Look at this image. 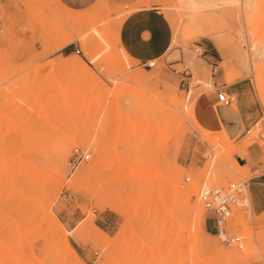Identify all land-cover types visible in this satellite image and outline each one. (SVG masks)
I'll use <instances>...</instances> for the list:
<instances>
[{
	"label": "rangeland",
	"instance_id": "rangeland-1",
	"mask_svg": "<svg viewBox=\"0 0 264 264\" xmlns=\"http://www.w3.org/2000/svg\"><path fill=\"white\" fill-rule=\"evenodd\" d=\"M151 1L173 38L149 68L118 49L129 10L107 1L75 12L59 0H0V264H264L262 217L250 206L234 209L211 233L197 198L202 185L249 176L235 160L247 143L206 128L197 104L216 95V81L247 78L249 97L264 109V0H198L196 12L184 0ZM229 97L232 108L243 101ZM76 148L89 159L73 165ZM28 158L43 161L42 171L22 167ZM134 162L140 172H131ZM178 190L190 193L188 202ZM224 231L241 245L226 244Z\"/></svg>",
	"mask_w": 264,
	"mask_h": 264
},
{
	"label": "crops",
	"instance_id": "crops-1",
	"mask_svg": "<svg viewBox=\"0 0 264 264\" xmlns=\"http://www.w3.org/2000/svg\"><path fill=\"white\" fill-rule=\"evenodd\" d=\"M59 1L75 12L87 10L99 1H107L113 7L129 10L118 30V49L130 64L144 66L148 62H156L171 48L172 26L160 3L151 0ZM221 86L228 96L238 94L243 101L235 108L232 105L223 107L218 104L214 94L208 100L202 98L198 101L197 113L200 122L209 130L223 131L230 140L247 143L242 150L243 154H237L235 160L240 168L249 169L248 177L252 178L247 186L249 206L255 216L264 220V146L259 144L264 142V134L255 132L258 128L264 130V109L249 97L253 91L247 78L238 79L230 86L224 82L214 83L216 89ZM205 228L214 233V225L210 221L206 222Z\"/></svg>",
	"mask_w": 264,
	"mask_h": 264
},
{
	"label": "built area",
	"instance_id": "built-area-1",
	"mask_svg": "<svg viewBox=\"0 0 264 264\" xmlns=\"http://www.w3.org/2000/svg\"><path fill=\"white\" fill-rule=\"evenodd\" d=\"M76 54L80 50L75 51ZM145 67H153L154 63L148 62ZM217 102L223 107H230L232 100L222 88L216 89ZM89 159V155L85 154L81 149L76 148L71 155V164L76 165ZM252 178L239 179L237 181H229L225 186L212 187L202 185L198 191V201L209 214V221L214 225V230L218 234L223 230L227 220L230 218L234 209H244L249 206V197L247 186ZM188 180V179H186ZM223 240L226 244L241 245L240 237L228 236L225 231Z\"/></svg>",
	"mask_w": 264,
	"mask_h": 264
},
{
	"label": "bare ground",
	"instance_id": "bare-ground-1",
	"mask_svg": "<svg viewBox=\"0 0 264 264\" xmlns=\"http://www.w3.org/2000/svg\"><path fill=\"white\" fill-rule=\"evenodd\" d=\"M212 1V0H211ZM215 1H218V2H221L222 4H226V5H236V4H238L239 3V1H241V0H215ZM202 2H203V0H202ZM217 2V3H218ZM184 7L187 9V10H190V11H192V12H196L198 9H200L201 8V6H202V4L201 3H199L198 2V0H184ZM212 3V2H211ZM216 5V4H215ZM67 10V9H66ZM175 10H176V8H175ZM69 11V10H68ZM209 35V34H208ZM211 37V36H210ZM82 38H85L84 36H82ZM210 39V38H209ZM70 42V40H66V41H64L63 42V44H61V46L63 47L64 45H66V44H68ZM60 46V47H61ZM73 58V57H72ZM66 61V60H65ZM72 62H75V63H77L74 59L73 60H71ZM188 63V62H187ZM246 63H247V61H246ZM56 65H59V66H65L66 64L65 63H55ZM79 65H82L81 63H78ZM225 66V65H224ZM191 68V67H190ZM137 80H141L139 77H137L136 78ZM207 85V84H206ZM159 96V95H158ZM159 98H161V97H159ZM152 100V99H151ZM160 100V99H159ZM163 100V99H162ZM187 100V99H186ZM152 102V101H151ZM154 102H156V101H154ZM162 102V101H161ZM160 102V103H161ZM155 105V104H154ZM162 106V105H161ZM163 108H165L164 107V105L162 106ZM155 108H157V107H155ZM162 108V109H163ZM185 109L188 111V113H189V116L193 119V117H192V110H193V106H191V105H189V104H187V105H185ZM164 110V109H163ZM167 110V109H166ZM112 111V110H111ZM107 113V112H106ZM164 114L166 113V111H164L163 112ZM163 113H161V114H163ZM163 114V115H164ZM166 116H168V117H170V118H172L171 116H169V114L167 115L166 114ZM165 116V117H166ZM165 117H163L164 119H166L167 120V118H165ZM110 118V117H109ZM115 118H116V116H115ZM173 119V118H172ZM172 119H170V120H172ZM121 120H119V122H120ZM115 122H116V120H115ZM109 123V122H108ZM121 123V122H120ZM106 125V127H107V124H105ZM104 125V126H105ZM102 126V125H101ZM114 126V125H113ZM115 128V127H114ZM138 126L136 127V130L135 131H138ZM101 129H102V127H101ZM104 129V128H103ZM104 131H107V129L105 130L104 129ZM104 131L103 132H101L102 134H105L104 136H106V133H104ZM134 130H132L131 131V133H134L135 132ZM147 131V130H146ZM101 134V135H102ZM148 133H144L143 134V145H148V143H149V138H148ZM130 139V138H129ZM106 140H107V138H106ZM109 140V139H108ZM112 141V140H111ZM111 141H109V142H111ZM101 142H102V140H101ZM101 142H100V144H101ZM103 143V142H102ZM107 144V143H106ZM109 144H111V147H112V143H109ZM108 144V145H109ZM95 145H96V143H95ZM107 145V146H108ZM115 145V144H114ZM117 145V144H116ZM106 146V147H107ZM109 147V146H108ZM108 147H107V150H106V152L107 151H109L108 150ZM110 147V148H111ZM115 149V148H114ZM137 149V148H136ZM139 149V148H138ZM96 154H98L99 155V158L101 157V155L102 154H104V153H102L101 152V148L99 147V145H97L96 146ZM114 151V150H113ZM95 152V151H94ZM105 152V151H104ZM105 152V153H106ZM138 152V151H137ZM97 155V156H98ZM116 155H118V154H116ZM103 157H104V155H103ZM102 160V159H101ZM97 162V161H96ZM95 162V163H96ZM99 163V162H98ZM101 164H102V162H101ZM101 164H99V166L101 165ZM23 165H24V167H26L30 172H35L36 174H37V171H39V170H41V169H39L40 167H43L44 165H45V163H43V161H41L40 159H34V158H28L27 160H26V162L25 163H21V166L23 167ZM94 167V166H93ZM93 167H92V169L91 170H93ZM97 167H98V165H97ZM140 167H139V164L138 163H132L131 164V166H130V169L132 170L131 172H140V169H139ZM43 169V168H42ZM95 169H96V167H95ZM143 169H144V167H143ZM142 169V170H143ZM91 170H88V169H82L81 170V172H80V174H81V176H83V175H85L87 172L89 173V171H91ZM42 171V170H41ZM41 171H39V172H41ZM94 171V170H93ZM29 173V172H28ZM44 173V172H43ZM36 177V176H35ZM32 178V177H31ZM34 178V177H33ZM80 178V177H79ZM180 178H181V175H180ZM174 179L172 178V181H173ZM180 180V179H179ZM34 181H35V179H34ZM24 182V181H23ZM175 183V182H174ZM176 184V183H175ZM179 186H180V184H179ZM27 189V188H26ZM181 189V188H180ZM178 192H184V190H178ZM28 193L30 194H28V196H26V198H27V200H33V197H34V194L36 193L35 192V190L33 189V187H29L28 188ZM189 192L187 191H185L184 192V202H188V197H189ZM25 196V195H24ZM23 197V196H22ZM38 200V199H37ZM33 205H34V203H33ZM200 205H199V203H196L195 205H193V206H190V212L191 213H193L192 215H194L197 211H199L200 210ZM113 209V208H112ZM55 232H56V234L58 235V237L60 236V233L62 234V231L60 230V228H58V227H56L55 228ZM64 235V234H63ZM209 245V244H208ZM206 246V245H205ZM208 247V246H207ZM206 247V248H207ZM67 248H69V246L67 245L66 246V249ZM210 248H212V247H210L209 246V249ZM68 250V249H67Z\"/></svg>",
	"mask_w": 264,
	"mask_h": 264
}]
</instances>
